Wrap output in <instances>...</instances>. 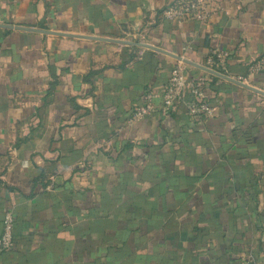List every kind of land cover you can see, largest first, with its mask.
<instances>
[{
    "label": "crops",
    "instance_id": "0c3cea01",
    "mask_svg": "<svg viewBox=\"0 0 264 264\" xmlns=\"http://www.w3.org/2000/svg\"><path fill=\"white\" fill-rule=\"evenodd\" d=\"M168 1L0 0V264H264V96L173 56L221 51L214 71L264 91V0H209L204 24ZM177 65L212 116L161 115Z\"/></svg>",
    "mask_w": 264,
    "mask_h": 264
},
{
    "label": "built area",
    "instance_id": "2783aa9c",
    "mask_svg": "<svg viewBox=\"0 0 264 264\" xmlns=\"http://www.w3.org/2000/svg\"><path fill=\"white\" fill-rule=\"evenodd\" d=\"M161 16L164 20L174 23L195 21L204 24L208 22L211 16L210 2L209 0H169L167 5L161 10ZM225 56V53L221 51H212L206 58L204 66L210 69H213L215 64L221 66ZM263 69V60H259L251 66V71L255 73ZM204 83L205 77H190L184 73L181 66L173 67L163 88L159 107L161 115H167L175 111L180 104H184L188 114L192 117L212 116L215 108L204 97L202 91ZM151 98L152 95L148 94L144 103L133 107L131 112L132 120L140 119L153 110ZM13 221L12 213L6 212L2 220L0 250L9 251L14 245Z\"/></svg>",
    "mask_w": 264,
    "mask_h": 264
},
{
    "label": "water",
    "instance_id": "95a60500",
    "mask_svg": "<svg viewBox=\"0 0 264 264\" xmlns=\"http://www.w3.org/2000/svg\"><path fill=\"white\" fill-rule=\"evenodd\" d=\"M6 27H12V26H7V25H4ZM19 30H29V31H38L36 29H30V28H23V27H15ZM44 33H52V34H57V35H68V36H75V35H70V34H67V33H57V32H48V31H42ZM86 38H94L96 40H103V41H107V42H113V43H120V44H125V45H134V46H137V47H140V48H146V49H151V50H155V51H159V52H164L166 54H170L166 51H163L153 45H150V44H147V43H142V42H135V41H127V40H121V39H109V38H103V37H86ZM174 57H176L177 59L181 60L182 62L184 63H187V64H190V65H193L203 71H205L206 73L208 74H211V75H215L223 80H226V81H229L231 83H234L236 85H239L241 87H244L246 89H249L251 91H254L256 93H259L261 95L264 96V91L263 90H260V89H257L249 84H246L240 80H237V79H234L232 77H229L225 74H222V73H219L217 71H214L213 69H210L206 66H203V65H199V64H196V63H193L191 61H188L186 59H182L180 58L179 56H175L173 55Z\"/></svg>",
    "mask_w": 264,
    "mask_h": 264
}]
</instances>
